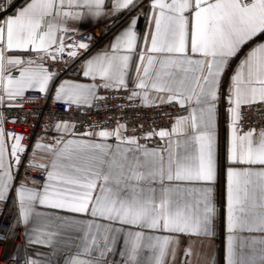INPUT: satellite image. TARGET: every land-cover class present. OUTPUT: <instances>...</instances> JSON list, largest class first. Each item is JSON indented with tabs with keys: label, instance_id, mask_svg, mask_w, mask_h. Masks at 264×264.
Returning a JSON list of instances; mask_svg holds the SVG:
<instances>
[{
	"label": "snow or ice",
	"instance_id": "obj_1",
	"mask_svg": "<svg viewBox=\"0 0 264 264\" xmlns=\"http://www.w3.org/2000/svg\"><path fill=\"white\" fill-rule=\"evenodd\" d=\"M88 17L112 33L102 49L94 50L91 33L90 42L77 39L83 34L73 22ZM68 67L90 82L61 79ZM30 90L61 111L27 144L5 129L18 117L4 110L23 109ZM109 96L125 103L108 105ZM140 107L170 123L129 131L119 118L108 127L75 115ZM255 114L264 116V0H24L18 7L6 0L0 216L8 228L0 264H58L57 252L62 264H193L194 255L196 264H218L217 220L226 231L225 264H264V122ZM38 156L45 179L30 182L20 169ZM221 172L226 216L217 203ZM12 240L20 243L9 248Z\"/></svg>",
	"mask_w": 264,
	"mask_h": 264
},
{
	"label": "built area",
	"instance_id": "obj_2",
	"mask_svg": "<svg viewBox=\"0 0 264 264\" xmlns=\"http://www.w3.org/2000/svg\"><path fill=\"white\" fill-rule=\"evenodd\" d=\"M6 3V0H0V6H3ZM106 21H101L98 23H95L85 29L79 30L80 33L83 35H78L77 39H82L85 42H90L87 40L88 33H91L93 35L95 45L99 43L106 35L110 33L107 29L104 28ZM144 26V20L141 17L139 20V27L143 28ZM65 58H67L66 52H65ZM78 62L73 67H78ZM57 68L60 67L59 64L56 65ZM73 67L65 68L62 72V75H69V76H76L73 74ZM103 94V93H102ZM42 96V94L34 91H28L25 96V100L29 101L24 103L23 109H13V110H7L5 109V116L6 117H12L16 116L18 117L17 122L13 123L11 120L6 119L4 123V127L6 130L14 131L15 133L22 134L26 137L25 142L27 144H32L33 140L35 138V135L41 131V125L46 124L49 122L50 118H53L54 112H60V107L55 104L51 99L47 100L45 102L43 99H38L37 97ZM34 100V102H31ZM108 105H116V104H123L125 101L119 100V99H113L111 96H109L108 100L106 101ZM167 111L170 113H175L174 109H169L167 105L164 106ZM38 112L39 116L38 118L34 119L31 113ZM27 113V119H23L21 117L24 116V114ZM114 114V115H113ZM77 120L87 121L91 123L92 121H108V124L106 126L113 127L116 122V118L120 119L121 123H127V127L129 131H131L132 128L138 127L140 124H143L144 129H149L153 125H155L157 128L166 126L170 123V120L168 118H165L161 116L157 109L150 108V107H140V108H127L124 110L123 113L118 108H111L109 111L108 108H103L99 113H97L95 110H92L90 112H87L86 114H81L77 112L76 114ZM251 119L253 121H259L264 122V116H261L259 114L251 115ZM35 124L36 127L33 128L32 125ZM79 126V125H78ZM156 141H151L149 143V146L151 147L153 144H155ZM36 164H28L25 160V167H22L20 169V175L24 176L27 175L29 181H36L41 182L45 179L44 175H40L38 173H42L44 170L41 168H38L35 166ZM9 207L11 208V202ZM5 213L9 211V209L4 210ZM12 214H15L14 208L12 209ZM8 228V222L5 219L4 216H0V253H3V247H4V240L5 237L3 236V232L6 231ZM18 236H22L21 232H17ZM12 242L13 244L20 243L19 240H12L8 241ZM7 242V243H8Z\"/></svg>",
	"mask_w": 264,
	"mask_h": 264
},
{
	"label": "crops",
	"instance_id": "obj_3",
	"mask_svg": "<svg viewBox=\"0 0 264 264\" xmlns=\"http://www.w3.org/2000/svg\"><path fill=\"white\" fill-rule=\"evenodd\" d=\"M14 2L16 6L18 7L21 4H23L24 0H14ZM101 21H104V20H99V21L94 22L91 17H88L81 21H77L73 23L79 30H82V29H85ZM121 23H123V21H121ZM110 39H112L111 32L108 35H106L104 39H102L99 43L94 45V50L104 48V46L108 44ZM61 79H79L81 82H90V78H84L82 74L79 76L64 75V76H61ZM226 141H227L226 118L224 115V109L223 107H221L219 110V116H218V146H219V150L221 153H223L226 150ZM12 142L13 141L9 140L8 141L9 145ZM40 162L41 161L38 156L37 160L33 164H38ZM216 194H217V203L219 205V210L221 213H223L226 216L227 185H226V174H224L223 172H221L218 177V182L216 184ZM220 225H221V221L217 220V235L215 237V257H216L218 264H225L224 255H225V247H226V231L225 229L220 227ZM243 235H248V233H243ZM12 244H13L12 242H8L9 248L11 247ZM3 251H4V247H3ZM46 251H50V250L46 249ZM53 259L57 260L58 264H62V254L60 252H57V255L53 257ZM114 259H117V260L119 259L118 254L114 257ZM192 260H193V264H196L197 257L194 255L192 257Z\"/></svg>",
	"mask_w": 264,
	"mask_h": 264
},
{
	"label": "trees",
	"instance_id": "obj_4",
	"mask_svg": "<svg viewBox=\"0 0 264 264\" xmlns=\"http://www.w3.org/2000/svg\"><path fill=\"white\" fill-rule=\"evenodd\" d=\"M64 76V75H63Z\"/></svg>",
	"mask_w": 264,
	"mask_h": 264
}]
</instances>
